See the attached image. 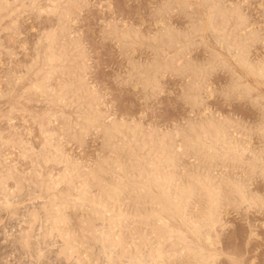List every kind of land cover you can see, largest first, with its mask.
I'll return each instance as SVG.
<instances>
[{"label":"rangeland","instance_id":"obj_1","mask_svg":"<svg viewBox=\"0 0 264 264\" xmlns=\"http://www.w3.org/2000/svg\"><path fill=\"white\" fill-rule=\"evenodd\" d=\"M10 1L11 6L3 12L2 20L0 18V175H7L10 171L12 175L9 174L7 180L8 191L0 193V198H5L3 202L0 199V206L9 198L8 192L13 193L12 202L9 198V205L5 203L0 207V264H76L75 256L78 253H74L70 259L58 254L62 240L56 232L45 238L40 237L42 220H38L33 227L31 250L25 248L26 252L18 239L20 231L30 227V223L26 221L29 210L39 209L40 219L45 215V209L42 211L41 206L49 200L47 194L45 196L47 192L44 185L48 181L49 184L52 182V178L47 179L50 175L61 177V173H67L66 177L72 180L73 185L64 180L52 191L56 195L61 191L59 194L63 195L58 196L67 201L63 224L72 238L74 249L83 253L81 257H85V264H109L101 243L97 240L103 229L102 221H95L93 237L84 226L92 206L74 204L72 197L77 191L76 187L84 186L88 172L104 159L116 160L119 157L122 161L130 160L132 152L129 146L123 147L122 140L118 138L109 143L104 135L102 127L113 121L133 127L140 125L138 129L143 127L145 133L151 130L170 133L171 139L175 140L172 143L175 144V169L179 178L186 171L190 172L191 168L198 167L215 186L232 177L244 182L254 196L264 195V176L258 175V170H253L248 165V162L253 161L255 153L264 148V130H261L264 123H259L264 122V118H261L264 117V110L260 106L264 105V71L262 75L258 73L259 76L256 71H251L249 65V62L251 65L264 64V0H64L60 6L61 11L53 13L43 10L46 5L52 6L51 0H37V5L30 3L31 6L27 3L28 0L8 2ZM23 1H26L25 6H29H23ZM216 2L223 5V8L241 10L244 24H241L242 27H234L239 21L234 19L235 16L231 17L226 24L225 34H230L235 28L237 38L238 35L246 37L245 63L239 51L225 43L228 34H224L225 38H221V41V36L217 37L218 33L212 27L209 28L210 25L206 26L207 23L210 24L206 22L210 18L207 8ZM40 8L42 13L38 11ZM199 25H202L201 28ZM197 28L199 31L193 32ZM167 29L171 31V40L164 34ZM48 30L57 34L58 45L65 48H61L64 52L63 60H67L65 73L55 72L50 85L53 87L61 80L68 79L72 83L71 87L74 86L77 90L76 93L73 91L75 94L72 92L69 95L65 106L64 102L61 104L57 99L53 102L56 95L47 97L42 93V96L39 95L41 92L29 87L31 82L42 79L45 70L50 68L44 65L45 47L49 41L43 38ZM120 31L124 34L128 31L125 39L121 37L123 34ZM162 33L165 37H161ZM42 56L44 62L40 61L43 60ZM35 57L38 58L37 61ZM172 58L176 69L186 63L188 65L184 67L189 70L185 69L186 72H183L182 65V69L176 71L170 66H162L164 63L170 64ZM239 61L245 65L242 62L239 64ZM58 63L60 61L55 65ZM30 64L33 67L28 71ZM40 65L43 68H39ZM37 69H42V74L39 72L36 75ZM241 83L249 87H244L246 85ZM191 84L196 87L193 93L196 101L188 95ZM246 88L248 89L245 90ZM89 102L97 111L95 116L97 118L98 115V121L82 128L79 125L73 126L74 128L66 125L64 118L69 116L71 124H75L79 120L78 116L86 113ZM54 110L58 115H63L55 119ZM210 117L224 121L232 140L245 147V163L220 158L219 152L213 153L218 156L213 159L185 146L181 147L183 128ZM45 125L48 126L46 129L51 130V144L48 146L51 153L54 152V160L48 162L43 160L44 153L49 149L45 145V136L48 135L43 132ZM20 141L24 144L20 143L19 146ZM145 151L140 153L144 154ZM135 159L133 157V164L137 162ZM36 172L40 175H36ZM118 173L125 174L123 170H118ZM103 183L89 180L90 193L93 196L102 194ZM222 190L218 209L221 221L212 228L204 227L207 229H202L204 235L199 239L188 228L189 231H186V226L179 218L174 219L179 225L174 220L171 223L188 232L189 240L195 237L193 240L199 241L208 252L216 251L215 264H264V208L255 207L249 202L239 206L233 200L234 189L223 186ZM135 195L133 192L119 196V201L109 205L110 211L100 214L114 213L118 217H124L120 213L127 211L129 215L133 208L140 202L143 203ZM199 199L197 197L192 202L191 213L200 208ZM13 206L16 207L12 208ZM123 223L126 224L127 221ZM130 225L132 227L123 226L121 235L127 242L134 240L140 244L144 241L146 228L143 225ZM116 230L119 232L118 228ZM208 234L210 238L207 237ZM154 235L155 233L146 236L154 241ZM169 243L167 241L164 245L167 253L164 258L160 257L159 264H188L186 257H179L181 245L177 246L176 251H171ZM34 248L38 252L40 248L44 249L45 255L38 257ZM28 250L31 251L30 255Z\"/></svg>","mask_w":264,"mask_h":264},{"label":"bare ground","instance_id":"obj_2","mask_svg":"<svg viewBox=\"0 0 264 264\" xmlns=\"http://www.w3.org/2000/svg\"><path fill=\"white\" fill-rule=\"evenodd\" d=\"M8 1L9 0H0V16H1L0 18H1V20H2L3 12H5V10H7V8H8V6L12 3V1H10V3ZM15 1H17V0H14L13 3ZM26 1L22 2L23 6L26 5V3H25ZM36 1L37 0H32V2H30L28 0L27 3H29V4L35 3L37 5ZM52 1H53V3H52L51 7H50V5L49 6L46 5V8L43 9V10H45V12L50 11V13H53V12L59 11L60 6L62 5L64 0H51V2ZM205 3L207 4L208 2H205ZM20 4H19V6H20ZM22 5H21V7H23ZM220 5L221 4H219V2H218V4L216 2V4L212 3L211 5H209V7L207 9L209 10V16L208 17H210V18H208L209 21H206V20L205 21L210 23V24L207 23L206 26L210 25L208 27L209 28L212 27L213 30L218 33L217 37L221 36L220 40H221V38H222V40H224V38H225L224 34L226 32L225 27H226V24L228 22V19L235 16L234 19L235 20L237 19L239 21V23L234 27L238 28V26L244 22V20H243L244 18H243V15L241 14V10L239 8L234 9L231 7L232 10H230L229 8L228 9L223 8L224 6L222 5L223 6L222 7ZM19 6H16V7L19 8ZM27 6H29V5H27ZM27 6H25V7H27ZM30 6H31V4H30ZM230 6H232V5H230ZM233 6H234V4H233ZM16 7H14V8H16ZM41 7H43V6H41ZM47 7H49L50 10ZM34 8L38 9V7H34ZM12 10H13V8H12ZM12 10H11V13H13ZM43 10L40 8L38 11H39V13L40 12L42 13ZM12 17H14V16L12 15ZM218 18H220V20ZM13 21H15V20L13 19ZM199 26H200L199 28H201L202 25H199ZM240 27H242V25ZM195 28L193 27V29H195ZM199 28H197L194 31L192 29V31L193 32L199 31L198 30ZM169 31L170 30L167 29L166 32L164 31V34L166 36L168 35L169 38L168 37L167 38L169 40H171L172 34L170 33L171 31L170 32ZM203 31H204V29H203ZM127 32H126V34L128 35ZM235 32H236V30L234 28V29H232V32H230V34L226 33V34H228L227 35L228 37L226 36L227 42H225V43L226 44L228 43L229 47L232 46V49L234 48L237 51H239L238 53L240 54V57L243 58V60L242 59H240V60H242L245 63L246 61H244V60H246L247 57L244 54L245 53V47H246V45H245L246 42H244V41L246 40V37H244L242 35H240V36L238 35V38H237V34H235ZM122 34H123V36H121V37L123 39H125L127 37V35L124 33H122ZM241 34H243V33H241ZM56 35L57 34H55V31L53 33L52 30H50V31L48 30V32L45 33V35H44L45 38H43V39L48 40L49 43L46 44L47 47H45L46 52H45V56H44V58H45L44 65H46L50 68L48 70H45L46 69L45 68L44 70L46 72L43 74V77H41L42 79H38L36 81L31 82L32 85L30 83L29 87L32 89H35L37 92L38 91L41 92V94H39V95H42V96L44 95L42 93H45V95H47V97H49V95L50 96L54 95V97H55V95H56L57 98L55 97L54 98L55 100L53 102H56V99H57L59 102H61V104L64 102V106H65V105H67V101L70 98L69 95L73 91H75V93H76L77 90H75L74 86L71 87L72 83H70L68 81V79L61 80L57 85H55V86L53 85V87H51V85H50V79L53 77L55 72L60 71L62 73H65L64 72L65 66H66L65 64H67L66 63L67 60L66 61L63 60L64 52L61 49V48H63V49H65V48H64V46L61 47L58 45ZM162 35H163V33L161 34V37H165L164 35L163 36ZM248 36H249V34H248ZM156 39H157V37H156ZM159 39L161 40L160 37H159ZM162 39H164V38H162ZM160 42L162 43L163 40ZM174 42H175V39H174ZM163 44H165V43H163ZM228 45H226V47L229 50ZM232 49H230V50H232ZM43 52H44V50H43ZM234 53H235V51H234ZM35 55H36V53H35ZM37 57H38V54H37ZM37 57H35V59ZM42 58H43V56H42ZM44 58H43V60H40V61L44 62ZM37 59H36V61H37ZM172 60H173V58L171 59V62H169L170 64L164 63V64H162V66L165 65V67H168V68L170 66V68L175 69V71L177 69H180L183 66V70H184L183 72H186V70H189V69H187L188 67L185 68L186 65H188L186 63L185 64L183 63L184 65L181 64L182 66L179 65L180 67L176 69L173 65L174 63ZM59 61H60V63L55 65V63H57ZM242 61H239V64ZM226 63H223V64L226 65ZM250 63L251 62H249L250 68L252 69L251 71H256L257 74L258 73L261 75L263 74V71H264V69H263L264 64L263 63L260 65H254V64L251 65ZM32 64L34 65L33 61H32ZM33 65L28 67L27 70L29 71L33 67ZM232 65H234V64H232ZM262 65H263V67H262ZM41 66L43 68V65H40L39 68H41ZM240 66H242V64ZM238 68H236V69H238ZM34 69H35V67H34ZM180 70H178V71H180ZM36 71L37 72L35 74L38 75L39 72L42 71V69H39V70L37 69ZM249 72H250V69H249ZM254 73L255 72H253V74ZM41 74H42V72H41ZM233 75L235 76L236 74H233ZM20 76L21 75H19L18 77H20ZM236 76H237V78H239L238 75H236ZM19 79L21 80V78H19ZM245 79H247V78H245ZM15 80H16V77H15ZM252 80H253V78H252ZM262 83H263V81H262ZM241 84H243V83H241ZM193 85L194 84H191L192 87L189 86L191 91H189L188 95H189V97L191 95L192 96L191 98H193L195 100L196 98H195L193 93H194V90L196 89V87L194 88ZM238 85H240V84H238ZM243 85H246V84H243ZM247 86L248 85H246L244 87H247ZM250 86H252V85L250 84ZM30 88H29V90H30ZM247 89L248 88H246L245 90H247ZM247 92L249 93V91H247ZM75 93L73 92L72 94H75ZM260 94L262 96V93H260ZM92 95L94 96L93 93H92ZM92 95L90 94V96H92ZM197 97H199V96H197ZM51 99H52V97H51ZM259 99H260V97H259ZM49 100H50V98H49ZM92 101H93V99H92ZM262 105H260V106L262 107V110H264V107H263L264 105L263 106ZM50 110H48V112H47L48 114H49ZM80 110H82V109H80ZM51 112L53 113V110H51ZM54 112H55L54 115H56L55 119L56 118L58 119L60 116L63 115V113L62 114L60 113L61 115H58L55 110H54ZM85 112H86L85 114L83 113V114H80L78 116L79 120L76 122L74 121L75 124H71V122L69 120L70 119L69 116L65 117L64 119H66V125L69 124L70 128H74L73 126L79 125L80 128H82V127L87 126L93 122L98 121V115H97V118L95 116V113L97 111L93 109L91 103L89 104V108L88 107L86 108ZM263 116H264V114H263ZM91 117H92V119H91ZM261 118L263 119L264 117H261ZM217 120L218 119H214V118L210 117V118H207L203 121H200L199 123H195V124L193 123L186 129L183 128V136H182L183 140L181 142V147L185 146L187 148H190V150L194 151L195 153H203L206 156L213 157V159L218 158V156L213 155V153L219 152V153H221V157L219 156L220 158H225L228 160L245 163L246 161L243 159L245 147L240 146V144H237L234 140H232V138L229 136V133H228V129H227L228 127H227V125H225L224 121H223L224 122L223 123V122L217 121ZM259 123H264V122L260 121ZM259 125L262 126V124H259ZM43 126H42V128H44ZM138 126L140 127V125H138ZM138 126L135 125L133 127L130 125H126L125 123L119 124L116 121L115 122L113 121V123L110 125H108V124L104 125L102 127V130H103L104 135H105V137L109 143L113 139L118 138V139L122 140L123 147L125 145L129 146L128 148L130 149V152H132V155L129 156L130 160H128V162L122 161L119 157L116 160L112 159V158L104 159L102 162L99 163V165L97 167H95L94 169H92L88 172L87 181L85 182L83 187H76L77 191L73 195V197H72V195H67V196H70V198L72 197V201L74 202V204H79L81 206H87V205L92 206V210L88 211L89 213H88L87 218L85 220V224H84L85 230L90 232L91 234H93V237H95V227H96L95 221H97V220L102 221L103 229L100 230V226H101L100 225L99 226L100 234L98 235L97 240L99 243H101L102 251L106 255L107 261L109 264H112L114 262H116V264L117 263L118 264H159V259H161L160 257L164 258L166 256L165 254L167 252H166V249L164 248V245L167 243V241H170L169 246L172 249L171 251H176L175 249H177V246L181 245V249H179L181 251L179 254V257L180 256L186 257L189 260L188 264H215V260L217 259L216 258L217 255L214 253H216V251H214V252L212 251L213 253L208 252L209 250H205L206 248L201 246L199 244V241L196 242L195 241L196 239L193 240L195 237H193V239L189 240L188 236H187L188 232L186 233V231L189 229L190 232L199 239L203 234L202 229L204 227L209 226L212 228L219 221H221L218 217V209H219L220 201L222 199V191H223L222 187L223 186H230L232 188V190L233 189L235 190L233 193L234 194L233 200L239 206L242 205L243 203L245 204V202H249L251 205H255V207L257 206V207L264 208V195L257 196V197L254 196L247 189L248 187L245 185L244 182H242L240 179H232V177L226 178L222 184H218L217 186H215L214 184H212V181L209 179L208 175L205 174L206 175V177H205L204 173L200 172L201 170H199L198 167L191 168L190 172L186 171L184 176H181L179 178L178 177L179 175L175 169V161H176L175 154L176 153L173 150V149H175V147H174L175 144L173 145V143H172V141H175V140L171 139V136L169 135L170 133L168 134V132H166V133L161 132L162 133L161 134V133H159V131L157 132V130L156 131L151 130V132L145 133L144 129H142L143 127L141 126L142 128L138 129L139 128ZM46 127H48V126L45 125V129H46ZM263 127H264V125H263ZM263 127H261L262 128L261 130H264ZM45 129L43 132L45 134L48 133V135L45 136L46 137L45 138V141H46L45 145L49 148L48 144H51L50 143V140H51L50 139V136H51L50 131L51 130L49 128H47L49 131L47 129L46 130ZM172 137H173V135H172ZM21 141L19 142V146H20V143H22ZM22 144H24V143H22ZM216 145H218V146H216ZM21 147H22V145H21ZM24 150H27V148H25ZM32 150H34V149H32ZM143 150H146V151L144 154H141L142 153L141 151H143ZM43 151L44 150L42 149V152ZM24 152H28V151H24ZM53 153H51V150L49 148L48 152L44 153V157H43L44 159L43 160H45L46 162H48L50 160H54V157H53L54 154ZM23 154H26V153H23ZM41 155H42V153H41ZM135 156L137 157V160L135 159L136 158ZM254 156L255 157L253 158V161L248 162V165L252 166L253 170L257 169L258 175L264 176V148L260 149V152L255 153ZM133 157L137 161L134 164H133V161H134ZM36 158H38L37 155H36ZM31 160H32V158H31ZM38 161H36V162L39 164L40 162H38ZM36 167L37 166H35V168ZM8 170L9 169H7V172H8ZM36 170H37V168H36ZM118 170H123L125 174L120 175L118 173ZM34 172H35V170H34ZM0 173H1V171H0ZM10 173H12V172L10 171ZM9 174L0 175V189H1L0 193H1V191H3V192L8 191L7 180L9 179V176L12 175V174H10V175ZM38 174L39 173L36 172V175H38ZM66 175H67V173H65V175H62V173H61V177H56L55 175L53 177H51L52 175H50L49 178H47L48 180L50 178H52L51 179L52 182H50V184L53 183V185H50L49 181L45 183L47 185L43 184L44 189L47 192V193H45V196L47 194V196H48L47 200H49V201H47L48 202L47 204L44 203L43 206H41V209H43V208L45 209V215H42V219H40L39 215H40L41 211L39 209L29 210L28 213L26 212L27 213L26 221H28L30 223V227H29V229L23 228L20 231L18 239L21 242L20 244H22L24 249L25 248L30 249L31 244H32L31 237H33V235H32L33 234V232H32L33 227L38 220H42V226H40V227L43 229L42 230L43 233L40 232L42 234V235H40V237L45 238V236H47V235L51 236L54 232H56L57 236H59L62 240V243L59 244L58 254L59 255L62 254V255H64V258L70 259L71 257L74 256V253H78L75 256V263L76 264H85V263H83L84 262L83 259L85 257H81V255H83V253L81 251H79V249H76V250L74 249L75 245L72 243V238L69 235L66 228L64 227L65 224H63V221H64L63 212H64L65 204L67 201L64 199V197L58 196V195H63L62 193L59 194L61 191L60 192L58 191L59 193L57 195L55 194V192L53 193V191H52L55 186L57 187L59 185V183L64 181V180L70 181V183L73 185L72 180H70V178H67ZM88 179L89 180H97L98 182H104L105 183V185L103 187H101L102 188V190H101L102 194L100 193L99 196H93L90 193V188H89V184H88L89 180ZM45 181H47V180H45ZM39 186H41V183H39ZM133 192L136 193L137 199L139 198V199L143 200V203L140 202L143 205H140V203H139V205H137L135 208H133L131 210V213H129V215H128L127 211L120 213L124 217H118L114 213H111L110 215L100 214L101 212L105 213V212L110 211L109 205L112 202L115 203L116 201H119V196H121L125 193L131 194ZM12 193L13 192H8V195H10L8 197L10 199H11ZM4 194L6 196V193H4ZM2 195H3V193H2ZM136 195H135V198H136ZM203 196H205V197L203 198ZM197 197L201 199V200L199 199L200 202L198 204L200 206V208L199 209L197 208V211L195 213H191L190 206H191L192 202ZM9 198L5 201V203L7 205H9V203H10ZM68 199L69 198H67V200ZM4 200H5V198L3 197V200L1 202H3ZM10 201L12 202V199ZM5 203H2V204H5ZM2 204H1V206H3ZM97 206H100V207H97ZM14 207H16V206H13L12 208H14ZM44 209L42 211H44ZM11 210L13 211L15 209H11ZM37 210H39L40 212ZM38 212H39V214H38ZM175 218H179L181 223L186 226V228H185L186 231L182 230L178 227H175L171 223V221L174 220ZM124 221H127V223L126 224L123 223ZM175 221L176 220H174L173 222H175ZM178 223L179 222H177V224ZM130 224H136L137 227L143 225V227L146 228L147 232L145 234L144 241H141L140 244L135 243L134 240L131 242H127V241H125L124 236L121 235V230H123V226L128 227V226H131ZM174 224H176V223H174ZM41 228H40V231H41ZM116 228L119 229V232L116 230ZM205 229H207V228H204V230ZM210 229H209V231L212 230V229L211 230ZM214 230H215V228H214ZM148 231H150V232H148ZM153 233H155L154 241H151V239L148 238L146 235L153 234ZM34 236H36V235H34ZM207 237L210 238L209 234ZM39 239H41V238H39ZM16 241H17V238H16ZM209 244H210V242H209ZM40 247H42V246H40ZM34 251L38 252V249H35ZM26 252H27V250H26ZM28 252L30 255L31 251L28 250ZM43 253H45L44 249L40 248L39 252L37 253L38 257H42V255H45ZM124 258H126V259H124Z\"/></svg>","mask_w":264,"mask_h":264}]
</instances>
